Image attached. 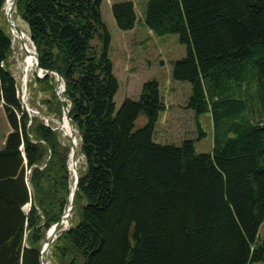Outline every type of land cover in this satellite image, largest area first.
<instances>
[{
  "label": "trees",
  "instance_id": "16d2710c",
  "mask_svg": "<svg viewBox=\"0 0 264 264\" xmlns=\"http://www.w3.org/2000/svg\"><path fill=\"white\" fill-rule=\"evenodd\" d=\"M5 0H0V17ZM101 0H17L39 67L48 113L69 110L84 163L70 227L54 241L57 264H264V0H147L144 25L177 35L187 56L172 78L190 84L188 107L210 114L213 146L198 153L152 140L165 105L158 83L116 112ZM121 31L131 1L111 6ZM3 19V18H2ZM0 23V102L11 131L0 149V264H40L46 232L69 204L70 147L30 115L8 67L12 36ZM99 39L100 48L92 42ZM104 44V46H102ZM64 82L63 102L55 96ZM143 112L147 123L137 126ZM43 167V168H39ZM29 171V173H27ZM29 204L26 213L23 208Z\"/></svg>",
  "mask_w": 264,
  "mask_h": 264
},
{
  "label": "rangeland",
  "instance_id": "374dc122",
  "mask_svg": "<svg viewBox=\"0 0 264 264\" xmlns=\"http://www.w3.org/2000/svg\"><path fill=\"white\" fill-rule=\"evenodd\" d=\"M127 1L134 4L136 24L132 30L121 31L114 21L111 6ZM146 2L147 0H101V16L109 35L107 56L113 64V73L118 80V90L114 97L116 112L119 111L126 99L136 102L139 100L144 83L156 81L166 109L159 115L152 136L153 142L160 145L180 146L183 140L192 139L195 141L196 152L209 153L213 146L212 118L210 114L195 117L194 111L188 107L191 95L190 84L175 81L172 78L174 63L187 56L186 45L179 42L177 35L157 37L148 30L144 25ZM4 13L5 8L2 17H0L1 24L3 19L5 21ZM16 21L20 24V30L27 36V45L34 50V45L28 36L27 25L20 18H16ZM8 31L12 36V55L9 58L8 71L15 81L17 96L21 105L23 104L24 109L26 108L30 115H39L42 120L48 119L51 125L58 129L61 143L70 147L69 135L63 129L65 121L63 111L61 119L52 113H48L43 101L50 97V93L35 83V77H37L36 66L33 71H29L24 75L23 64L26 54L21 47L20 39L16 37V33L12 34L11 29ZM92 44L95 50L100 48L99 39L96 38ZM25 77L26 79H24ZM54 77L57 85L56 75ZM60 87H63V81L61 80ZM60 92L62 95L63 91ZM3 106L1 101L0 149L4 145L6 135L11 131ZM146 123L147 118L141 112L136 120V125L143 126ZM74 135L76 144L79 145V136L75 129ZM78 161V168H80L84 163V157L79 156ZM69 171L71 173V184L73 185L74 176L70 169ZM29 206V204L24 206L26 213ZM71 222L72 216L69 217L67 228L70 227ZM263 234L264 222L259 230V235L263 236ZM50 249L44 253V264H57L51 258Z\"/></svg>",
  "mask_w": 264,
  "mask_h": 264
},
{
  "label": "water",
  "instance_id": "95a60500",
  "mask_svg": "<svg viewBox=\"0 0 264 264\" xmlns=\"http://www.w3.org/2000/svg\"><path fill=\"white\" fill-rule=\"evenodd\" d=\"M16 2L17 0H13L12 2V7L10 8L9 12H5L4 16H5V22L6 25L9 29H11L12 34L15 32L16 33V37L19 38L23 35L22 31L20 30V28L15 24V18H14V11H15V7H16ZM5 4H6V0H5ZM5 8V5H4ZM21 42V47L25 48V43ZM102 46H104V44H102ZM35 50V48H34ZM34 56H35V66H36V72H40L42 73L41 75H38L37 73V77L38 78H43L45 77L49 72L46 71L44 72L40 67H39V60H38V55L36 53V50L34 51ZM53 75H56V79H57V85L55 88V95L57 97V100L60 102H63L62 96H61V92L58 90L59 86H60V80L62 81V78L59 74H57L56 72H51ZM61 91H64V83H63V88ZM63 110V116H64V120L66 121L67 126L70 129V134H69V139H70V155H69V159L71 158V160H73L74 163L79 162L78 161V157L82 156L81 153V149H80V145L76 144V137L74 135V127L72 125L71 122V118L69 116V110L67 107L63 106L62 107ZM68 165V170H69V162L67 163ZM80 179V175L78 172V168H76L75 170V180H74V190H71V186H70V196H69V204L67 206V208L65 209V211L63 212L62 216L60 217V220L53 225L50 229L52 230L53 234H54V238L51 239L50 241H47V232H46V236L45 239L43 241V244L39 250V258H40V264H44V252L47 250L49 251L50 248H52V245L54 243V241L58 238V236H60L64 231H66L67 225H63V219L65 217L66 214H68L69 216H72V213L74 211V208L76 206V193L78 190V182ZM26 206V205H25ZM24 210V208H23ZM51 250V249H50ZM46 251V252H47Z\"/></svg>",
  "mask_w": 264,
  "mask_h": 264
},
{
  "label": "bare ground",
  "instance_id": "6f19581e",
  "mask_svg": "<svg viewBox=\"0 0 264 264\" xmlns=\"http://www.w3.org/2000/svg\"><path fill=\"white\" fill-rule=\"evenodd\" d=\"M12 2L13 0H6V4H5V12H9L10 8L12 7ZM13 15V14H12ZM15 18V17H14ZM15 24L20 27V24L18 21H16L15 19ZM23 33V31H22ZM20 41L24 42L25 43V48L22 47V49H24V52H25V57H24V75H26L27 73H29V71H33L34 67H35V56H34V50H32L26 43V40H27V36L25 33H23V35L21 37H19ZM21 49V50H22ZM22 60V59H21ZM36 70V69H35ZM38 75H41L42 73L40 72H37ZM26 79V77L24 78ZM63 81V80H62ZM64 83V82H63ZM59 90L61 91L63 87H60L59 86ZM23 106V104H22ZM24 107V106H23ZM63 129L65 131L66 134H70V129L69 127L67 126L66 124V121H64V125H63ZM71 160V158L69 159ZM69 162V169L72 171V174H73V178L75 180V170L76 168H78V162L74 163L73 160L71 161H68ZM70 188V187H69ZM71 190L73 191L74 190V182H73V185L71 184ZM27 208V207H26ZM69 215L66 214L64 219H63V224L64 225H68V222H69ZM47 241H50L51 239L54 238V234L52 232V230L50 229L47 233ZM47 251V250H46ZM45 251V252H46ZM44 252V253H45Z\"/></svg>",
  "mask_w": 264,
  "mask_h": 264
},
{
  "label": "built area",
  "instance_id": "2783aa9c",
  "mask_svg": "<svg viewBox=\"0 0 264 264\" xmlns=\"http://www.w3.org/2000/svg\"><path fill=\"white\" fill-rule=\"evenodd\" d=\"M49 122H50V121H48V119H45V120H44V123H45L46 125H49ZM39 168L41 169V168H43V167H39ZM27 173H29V171H27Z\"/></svg>",
  "mask_w": 264,
  "mask_h": 264
}]
</instances>
